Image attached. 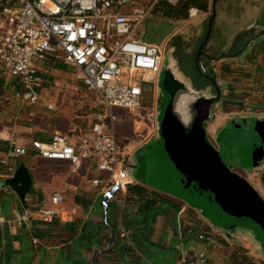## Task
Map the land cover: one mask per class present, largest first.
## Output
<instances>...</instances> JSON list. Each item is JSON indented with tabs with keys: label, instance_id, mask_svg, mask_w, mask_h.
Returning <instances> with one entry per match:
<instances>
[{
	"label": "crops",
	"instance_id": "crops-1",
	"mask_svg": "<svg viewBox=\"0 0 264 264\" xmlns=\"http://www.w3.org/2000/svg\"><path fill=\"white\" fill-rule=\"evenodd\" d=\"M238 1V12L229 14L228 18L222 21L221 26L216 27L217 37L213 43L206 47V55L214 58V67L209 71L212 72L213 78H216L217 86H222V90L219 100L214 103L215 108L210 113V118L203 123L204 138L206 135L212 136L222 124L233 119H238L241 124L247 121L246 126L252 124L254 120L264 122V0ZM4 2L5 0H0L1 7L5 4ZM208 4L210 9L209 0ZM15 5L14 3L13 6ZM195 16L198 23H205L209 13L197 12ZM1 27L2 30H0L4 32L6 19L3 14L0 18ZM209 57L205 58L207 59L205 63ZM56 62L58 61H53L51 58L36 62L41 84L40 74L46 73L43 66H58L59 63ZM62 65L65 66V71L53 69L50 75L57 76V86H60L61 79L63 85L66 87L70 85L68 88L72 89L74 88L71 86L74 85L71 81L73 70L68 65L63 63ZM49 67L48 69H50ZM69 70L70 72H68ZM162 73L163 70L160 69L156 77L157 80H155L157 87H153L152 90V93H158L157 99L161 93L158 86ZM4 80V78L0 79V152L6 151L12 145L29 151L25 156L10 157L8 165L13 168V171L18 165L25 166L31 178V188L25 194L22 206L3 183L10 174H2L0 180V264H84L92 257L84 251L79 238L81 234L79 223L81 219L84 220L87 217V214H83L81 211L78 215L76 213L78 206L74 204L68 209L64 208L65 197L63 203L55 208V210L70 214L69 219L65 221L53 219L52 224L51 222L40 224L38 221L31 220L20 226L11 223V220L18 216L24 208L36 202H45L48 195L53 192L49 190L51 173L44 166L50 161L35 156L31 149L32 143L47 141L55 132L66 135L73 141L79 133L75 132L74 126L72 130L69 129L65 133H61L64 131L61 129L64 128L66 121H61L59 118L52 121L49 119L40 120L43 125L42 129H39L37 125L32 128L26 126L25 121L30 120L28 116L32 115L35 118L33 114L26 113V110L29 107L34 108L37 104L31 106L16 101L12 97V89L16 87V82ZM81 86L83 87L82 84ZM42 90L43 88L37 89L38 100L45 101L46 94ZM180 94L185 96L182 97ZM199 96L210 97L213 94L210 92V88H206L200 93L188 88L179 89L178 95L173 100L174 117L180 119L178 112L183 111L188 116V121L189 105ZM177 101L179 104L181 102L183 104L178 107ZM39 110L37 109L36 112ZM36 112L34 113L36 120H38V116L45 118ZM181 123L182 126H185L187 122ZM157 137H159L158 133L155 138ZM151 142L152 140L145 145L147 146ZM260 168H264V153L258 160V164L251 163L250 166H240L235 169L237 175L230 173L233 178L228 181L230 186L234 185L238 189L241 200H249V198L251 200V191L255 194L260 204L253 200L254 216L252 217L258 220L257 223L253 222L251 217H245L242 219L245 221L247 219L250 226L233 224L234 228L232 229L220 230V228L211 225L214 223L211 218H209L211 219L210 223L201 218V215L204 214L202 208L190 202L194 207H197L196 210L191 209L183 201L177 199L179 196L172 194L176 197L174 198L161 193L178 205V210L181 207L185 209L182 214L181 237L178 236L175 222L178 210H170L166 214L160 215V219L157 218L155 223L145 230L143 239L135 236V234H140L141 229L128 228L124 231L119 226V245L122 252L105 256L97 255L95 257L98 260L97 264H182L183 261H194L198 255L203 256V264H264V195L260 191L258 194L255 193L249 186L250 184L254 187L258 186L264 192V177L256 179L253 176L254 171ZM63 185L61 190L56 191H62L64 194L65 188L69 185L66 182ZM242 203L244 204L245 200ZM256 207L260 212H257ZM72 211L73 214H71ZM73 219L76 224L70 225ZM158 220L161 223L157 225ZM258 224L260 225L257 226ZM197 233L210 235L213 243L207 245L198 241ZM129 239L142 252L132 247ZM151 259H154V262Z\"/></svg>",
	"mask_w": 264,
	"mask_h": 264
},
{
	"label": "built area",
	"instance_id": "built-area-1",
	"mask_svg": "<svg viewBox=\"0 0 264 264\" xmlns=\"http://www.w3.org/2000/svg\"><path fill=\"white\" fill-rule=\"evenodd\" d=\"M180 1L5 0L1 7L6 29L0 37V76L16 82L12 89L16 101L37 104L40 79L36 62L46 58L70 66L85 90L96 97L100 110L85 134H77L71 141L55 132L46 142H33L31 149L35 156L65 164L71 174L86 167L93 170L96 177L88 182L98 188L103 216L107 204L117 198L122 201L125 186L134 183L129 176L131 157L116 139L112 110H138L145 86L155 85L160 71V51L140 41L137 30L157 3L174 6ZM28 153L14 145L0 152V180L3 173L13 172L8 165L10 157ZM63 201V192L53 191L45 202L24 208L11 223L20 226L31 220L65 221L70 214L55 210ZM184 211L181 207L175 216L179 237ZM196 239L207 245L213 243L205 233H197ZM203 263V256L198 255L182 264Z\"/></svg>",
	"mask_w": 264,
	"mask_h": 264
},
{
	"label": "rangeland",
	"instance_id": "rangeland-1",
	"mask_svg": "<svg viewBox=\"0 0 264 264\" xmlns=\"http://www.w3.org/2000/svg\"><path fill=\"white\" fill-rule=\"evenodd\" d=\"M209 1V17L205 23L197 22L195 16L197 11H191L188 19L184 21L163 18L159 14L153 13L146 18L138 28L136 35L143 43L157 47L161 53L160 69L163 70V73L158 86L161 93L157 99L158 93H152L153 87H157V85H146L141 106L138 110L126 111L121 108L112 110L115 118L113 127L116 139L120 145L125 147V151L131 157L132 169L129 171L131 179L137 184L165 195H179L181 199H177L183 201L194 210L197 207L190 203L193 201L190 187L196 188L199 179L211 176L210 179L213 180V177L217 173L219 174L221 168L224 173L237 175L235 169L240 168V166H250L251 163L258 164V160L264 153V122L254 120L252 124L246 126L247 121L241 124L238 119L230 120L224 125L222 124L215 134L212 136L206 135L203 142L198 143L196 141L197 145L194 148L187 142L188 148L185 149V154L182 153L183 155L173 150V144L183 141L184 137L175 132L174 128H177V126H175L176 124L173 121V124L167 123L166 116L172 113L173 116L170 115L168 117L175 120L176 123H178V120L180 123H186L188 117L184 114L186 117H183L185 119L182 118V113H185L183 111L178 112L180 119L174 117L173 100L178 95L179 89L183 90L185 88L198 93L210 88V92L214 95L211 85L202 77V75L208 74V76L213 78L209 69L214 67V58L206 55V47L215 41L217 37L216 27L221 26L222 21L226 20L229 14L238 12V0ZM211 12H213V17L210 32L201 48L198 58L199 71H197L194 66V59L207 32V23ZM0 29L2 30V27ZM1 30L0 37L3 34ZM206 57H209L207 63H205ZM56 63H59V65L48 66L50 69L45 65L43 66L46 73L40 74L42 84L40 81L39 88H43L42 91L46 94V100L39 99L34 108L29 107L27 110L25 108L26 113L33 114L35 117L33 118L32 115L28 116L30 120L25 121L27 123L26 126L32 128L37 125L39 129H42L43 125L40 120L49 119V121H52L59 118L61 121H66L65 124L62 122L64 128L61 130L64 131L61 133H65L69 129L72 130L74 126L76 128L75 132L85 134L92 122L93 115L100 110L96 97L77 82L79 80L75 78L74 73L71 80L74 83L71 86H74V88L70 89L68 88L70 85H67V87L63 85L61 79L60 86H57L58 78L56 75H50L52 73L51 70L56 69L63 72L66 69L62 62ZM214 81L216 82V78ZM218 89L221 92L222 86H219ZM47 91L49 92L46 93ZM180 96L184 97L185 95L180 94ZM182 104V102L180 104L179 101L176 102L178 107ZM214 108L213 104L209 110L210 113L213 112ZM37 109H40L39 112H36ZM35 112L40 113L45 118L38 116V120H36ZM162 123H167L173 128H171L172 133L170 136L171 145H166V148H164L163 140L159 135V127ZM179 126L182 128V124H179ZM156 133L159 135L157 138H155ZM151 140L152 142L146 146L145 144ZM183 160L186 162L185 167ZM44 166L52 176L49 186L50 191L61 190L65 182L69 185L65 188L63 194L65 197L64 208L68 209L73 206L72 196L74 194L82 196L83 192H86L90 193L91 197L95 199L90 204L89 212L92 215L99 213L100 208L96 200L97 189L92 188L88 182L91 178L96 177V173L93 170L86 167L71 174L68 167L58 161H50ZM263 171L264 168H260L254 171L253 176L256 179H260L264 177ZM179 182H182L183 185H178ZM186 182L189 183L188 189H186ZM249 186L255 193L258 194V191H260L264 195L260 187H254L251 184ZM121 204L122 201L117 198L115 207L118 209V221L121 216ZM201 204L202 202L199 201L198 205L200 207L202 206ZM112 206L113 204L111 209ZM202 209L204 214L201 215V218L209 223V220L212 219L214 223H211V225L220 228V230L234 228L232 222L234 218L232 216L227 214L219 215L217 214V209L213 211L214 213L204 208ZM80 212L81 210L77 208L76 213L80 215ZM160 215H157L156 219H160ZM155 220L152 224L155 223ZM160 223L161 221L158 220L157 225ZM151 261L154 262V259H151Z\"/></svg>",
	"mask_w": 264,
	"mask_h": 264
},
{
	"label": "trees",
	"instance_id": "trees-1",
	"mask_svg": "<svg viewBox=\"0 0 264 264\" xmlns=\"http://www.w3.org/2000/svg\"><path fill=\"white\" fill-rule=\"evenodd\" d=\"M208 7V0H182L174 6L159 2L154 6L152 13L159 14L163 18L184 21L188 19L191 11L206 13L208 12ZM0 79L2 80L3 78L0 76ZM94 189H97L96 200L100 208L99 213L96 215H92L89 212L90 204L95 200L90 193L83 192L82 196L79 194L72 196L73 204L78 206L83 214H87L84 220L81 219L82 223L81 221L79 223L81 225L79 238L82 241L84 251L92 255V257L84 264H97L98 260L95 259L97 255L105 256L106 254L122 252L119 245V226L124 231L128 228L141 229L140 234H135V236L143 239L145 230L150 228L157 215L166 214L170 210L177 211L179 208L178 205L171 202L163 194L153 189L137 183H128L125 186V195L121 204V216L118 221V209L115 207L116 200L107 204V211L105 216H103L100 205L102 198L98 194V188ZM74 219L70 225L76 224ZM38 223L45 224L42 222ZM129 242L137 251L142 252L132 243V240L129 239Z\"/></svg>",
	"mask_w": 264,
	"mask_h": 264
},
{
	"label": "water",
	"instance_id": "water-1",
	"mask_svg": "<svg viewBox=\"0 0 264 264\" xmlns=\"http://www.w3.org/2000/svg\"><path fill=\"white\" fill-rule=\"evenodd\" d=\"M213 17V12H211V16L207 23V32L205 34V37L202 41V44L199 46L197 53L195 55L194 59V66L197 71L198 69V58L200 56L201 48L206 42L209 32H210V25ZM202 77L208 81V83L211 85L214 96L213 97H204L199 96L195 100L191 101L189 105V120L185 124V126H182V128L179 126V124H182L179 122L176 123L175 120L172 118L166 116L167 123L173 122L175 126L174 130L178 134L182 135L184 137L183 141L175 142L173 144V150L177 151L179 153L185 154V149L188 148L189 143L190 146L193 148L197 145L196 141L203 142L204 141V130H203V123L210 118V108L211 106L216 103L220 98V91L218 89L217 84L215 83L214 79L211 78L208 75H202ZM173 116V115H172ZM176 118V117H175ZM178 119V118H176ZM173 121V122H172ZM162 123L159 127V135L161 136V139L163 140L164 148H166V145L170 144V136L172 133V126L170 127L169 124ZM173 129V128H172ZM180 148V149H177ZM182 154V155H183ZM184 167H185V160ZM211 176H206L204 178H201L198 180V183L196 184V188L190 187L192 191L193 201L192 204L196 205L199 208H204L209 212H213L215 209H217V214L219 215H230L234 218L232 221L233 224L239 225V226H250L248 223V220H243L242 218H250L253 222L257 223L258 220L252 216L254 209L253 207V200H256V203L260 204L257 200V197H255V194L251 191V200L243 199L241 200L238 189L232 185L230 186L229 180L233 178L230 173H224V170L221 168L219 171V174L217 173L213 178V180L210 179ZM228 178V180H227ZM224 181H227V183H224ZM4 185L7 187L17 198L18 202L23 206L24 205V196L28 193V191L31 188V178L30 175L23 165H18L15 170L12 172L10 176L4 179ZM232 183V182H231ZM241 183V182H240ZM243 183V182H242ZM178 185H183L182 182H179ZM189 183L186 182V189L189 188ZM175 195V194H174ZM179 196V195H177ZM179 198H181L179 196ZM245 198V197H244ZM247 198V197H246ZM245 200V203L243 204L242 201ZM199 201L202 202V206L200 207ZM249 202V204H247ZM253 203V204H252ZM259 206V205H258ZM257 212L259 209L256 207ZM214 213V212H213ZM258 224L257 226H259ZM256 227V225H255ZM262 229V228H261Z\"/></svg>",
	"mask_w": 264,
	"mask_h": 264
},
{
	"label": "bare ground",
	"instance_id": "bare-ground-1",
	"mask_svg": "<svg viewBox=\"0 0 264 264\" xmlns=\"http://www.w3.org/2000/svg\"><path fill=\"white\" fill-rule=\"evenodd\" d=\"M184 114H185V113H182V118L187 116L186 114H185L186 116H185ZM183 119H185V118H183ZM187 119H188V117H187Z\"/></svg>",
	"mask_w": 264,
	"mask_h": 264
},
{
	"label": "flooded vegetation",
	"instance_id": "flooded-vegetation-1",
	"mask_svg": "<svg viewBox=\"0 0 264 264\" xmlns=\"http://www.w3.org/2000/svg\"><path fill=\"white\" fill-rule=\"evenodd\" d=\"M214 96V95H213ZM213 96H210V97H213Z\"/></svg>",
	"mask_w": 264,
	"mask_h": 264
}]
</instances>
